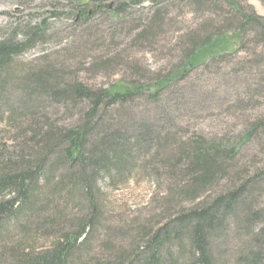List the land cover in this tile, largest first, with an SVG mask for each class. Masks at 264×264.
Returning a JSON list of instances; mask_svg holds the SVG:
<instances>
[{"label":"trees","instance_id":"16d2710c","mask_svg":"<svg viewBox=\"0 0 264 264\" xmlns=\"http://www.w3.org/2000/svg\"><path fill=\"white\" fill-rule=\"evenodd\" d=\"M97 1L74 0L70 11L78 21L91 7V15L104 11L119 26L138 22H125L129 1ZM158 1L151 0L152 15L133 42L155 41L165 15ZM172 1L205 17L182 36L178 61L149 77H135L130 67L129 77L91 85L49 63L14 77L13 58L45 38L46 20L29 22L21 40L16 32L0 40V97L9 86L19 93L0 106V122L7 119L18 138L0 146V264H225L229 237L241 244L230 264H264V117L219 137L179 136L174 117L167 118L171 129L161 125L180 83L232 57L215 50L228 36L240 49L249 45L254 56L242 63L241 74L216 67L217 76L261 82L232 101L249 103L264 91V17L245 0ZM148 107L158 111L156 119L142 116ZM250 142L261 156L246 169L238 155ZM136 169L153 175L158 186L166 180L164 197L153 218L118 227L120 220L103 206V189ZM49 237V245L36 250Z\"/></svg>","mask_w":264,"mask_h":264},{"label":"rangeland","instance_id":"374dc122","mask_svg":"<svg viewBox=\"0 0 264 264\" xmlns=\"http://www.w3.org/2000/svg\"><path fill=\"white\" fill-rule=\"evenodd\" d=\"M121 1L130 2L128 11L131 17L125 22L128 24L130 20L136 19L138 22H132L130 26H119L117 25L119 20L104 11L91 15V7L89 17L78 21L75 12L70 11V5L74 0H0V40L14 32L17 33V39L21 40L29 22L35 25L46 20L45 38L13 58L11 63L15 71L14 77L24 76L26 74L24 69H38L48 63L62 70L65 68L64 73L67 77H79L91 85L107 86L118 82L121 77H129L132 73L128 71L130 67L135 77H149L158 71L164 73L178 61L182 36L189 29L199 25L202 17H205L203 14L194 13L188 5L183 4L184 2L159 0L158 7L164 10L165 15L155 41L133 42L132 37L139 30L137 27L148 22L154 7L151 0H145L140 4H133L134 0H103V3L110 5ZM99 2L100 0L96 3ZM245 3L264 17V4L260 0H245ZM238 44L236 38L228 36L215 50L232 53L230 59L219 62L214 67L212 65L205 71L201 68L194 70L186 81L179 84L181 89L171 98V104L161 122L164 128H169L167 118L174 117L177 126L172 131L178 132L179 136L191 137L201 134L219 137L234 134L244 128L247 121L264 117L263 89L257 98L249 103L242 102L241 105H236L232 101L236 96L243 99L246 86L252 87L257 82L261 84L260 77L217 76L216 67H225V70L230 69L231 72L241 74L244 67L242 63L253 58L249 45L240 49ZM256 49L257 53L260 52L259 47ZM104 60L109 61L107 66H96ZM60 75L62 76L61 73ZM12 80L14 79L9 81L10 85L13 84ZM10 87L1 95L0 106L6 99L11 100V103L16 101L19 93ZM174 102L175 108L171 106ZM16 108L20 107L16 105ZM157 113L154 108L148 107L142 111V116L152 120L157 118ZM5 116H8L7 113ZM137 116L139 117L138 113ZM137 116L135 120L138 119ZM16 136L17 132L9 125L7 119L0 122V146L5 145L8 148L17 144ZM259 148L256 142H250L249 147L238 155L239 165L248 169L253 161L257 163V158L261 156ZM156 182L153 175L136 169L113 186L108 188L104 186L103 206L111 212L114 219L120 220L115 221L114 225L120 227L122 221L140 223L159 213L158 202L164 197L163 189L168 183L164 180L158 186ZM155 219L158 221L163 217ZM228 239L230 242L226 248L227 257L223 260L225 264H230L229 259L241 245L240 240L232 237ZM49 241L50 237L39 241L36 250L49 245ZM99 251L94 250L96 253Z\"/></svg>","mask_w":264,"mask_h":264}]
</instances>
